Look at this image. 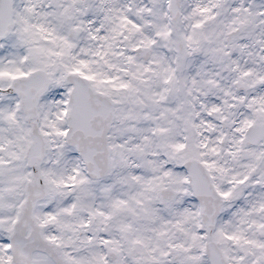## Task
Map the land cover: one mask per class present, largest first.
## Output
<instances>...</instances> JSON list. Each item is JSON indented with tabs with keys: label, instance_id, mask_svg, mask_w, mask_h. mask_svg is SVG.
I'll use <instances>...</instances> for the list:
<instances>
[{
	"label": "snow or ice",
	"instance_id": "snow-or-ice-1",
	"mask_svg": "<svg viewBox=\"0 0 264 264\" xmlns=\"http://www.w3.org/2000/svg\"><path fill=\"white\" fill-rule=\"evenodd\" d=\"M0 264H264V0H0Z\"/></svg>",
	"mask_w": 264,
	"mask_h": 264
}]
</instances>
